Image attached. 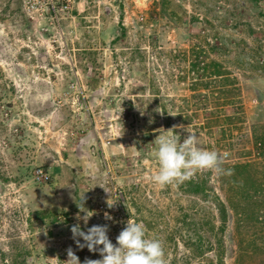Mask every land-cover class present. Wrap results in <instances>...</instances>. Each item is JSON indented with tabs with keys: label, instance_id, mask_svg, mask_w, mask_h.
<instances>
[{
	"label": "rangeland",
	"instance_id": "1",
	"mask_svg": "<svg viewBox=\"0 0 264 264\" xmlns=\"http://www.w3.org/2000/svg\"><path fill=\"white\" fill-rule=\"evenodd\" d=\"M168 1L77 0L58 27L0 0V264L101 259L72 239L83 197V230L115 244L132 218L166 264H264V0ZM180 125L232 175L155 184V139Z\"/></svg>",
	"mask_w": 264,
	"mask_h": 264
},
{
	"label": "clouds",
	"instance_id": "2",
	"mask_svg": "<svg viewBox=\"0 0 264 264\" xmlns=\"http://www.w3.org/2000/svg\"><path fill=\"white\" fill-rule=\"evenodd\" d=\"M177 127L162 132L155 139L158 148L156 157L159 162V171L152 177V181L161 186L182 183L190 179L196 171L209 170L221 176L232 175V170L224 167L227 154L217 151H209L199 147V138L196 134H188L181 141L180 135L176 134ZM109 200V199H108ZM109 208L115 204L107 203ZM83 216L77 215L78 223L71 226L72 239L80 250L87 248L89 252H99L101 259H85L84 264H166L163 244L158 239L146 237L145 227L130 218L125 227L120 231L113 244L109 239V227L94 225L81 228L79 221L87 226L88 221L95 213L84 207V197L78 207ZM91 213V215H90ZM106 220L112 217L104 214ZM83 241V243H81ZM67 260L60 264H81L73 249L67 250Z\"/></svg>",
	"mask_w": 264,
	"mask_h": 264
},
{
	"label": "built area",
	"instance_id": "3",
	"mask_svg": "<svg viewBox=\"0 0 264 264\" xmlns=\"http://www.w3.org/2000/svg\"><path fill=\"white\" fill-rule=\"evenodd\" d=\"M76 1L77 0H20V3L22 13L26 16L28 21L36 22L40 19H45L60 27V21L71 14ZM36 179L38 182L44 179V174L41 170L37 171Z\"/></svg>",
	"mask_w": 264,
	"mask_h": 264
},
{
	"label": "trees",
	"instance_id": "4",
	"mask_svg": "<svg viewBox=\"0 0 264 264\" xmlns=\"http://www.w3.org/2000/svg\"><path fill=\"white\" fill-rule=\"evenodd\" d=\"M166 1H168V0H161L162 9L166 8V6H167ZM120 31H121V33H119V36H117L116 38L113 39L112 44H116L123 37V35L126 32V29L121 24H120ZM198 65H197V62H195L193 64V66H192V69L193 70L197 69L198 68ZM207 69H209L210 72L212 71V73H210V74H212L213 76H215V78L216 77L220 78V76L224 75L223 72L221 71L222 70V67L218 63H215L214 62V63L211 64V66L204 67L201 71L207 72ZM197 72H199L198 69H197ZM202 76H204L203 73H202ZM226 78H228V77H226ZM226 78L224 79L225 80V83L222 81L223 82L222 84H223V86H227L229 84L228 85V87H229L231 85V83L229 82L230 80H228ZM229 94H231V93H229ZM228 118H229V120H231V119H233V120H236V119L239 120V119H241L240 115L238 117H235V118H230V117H228ZM228 122H230V121H228ZM42 182H47V181H43L42 180V181H39L38 183H42ZM223 212L224 211L222 210V213ZM40 219H41V221L43 223L46 222L45 224H49V225L53 224L56 221V217H55V214L53 212H49L48 215H46V217H41ZM27 255H30V252H28V251H26V249H24L22 251V255L20 256L21 259L19 260L18 263L19 264H26L25 256H27Z\"/></svg>",
	"mask_w": 264,
	"mask_h": 264
},
{
	"label": "water",
	"instance_id": "5",
	"mask_svg": "<svg viewBox=\"0 0 264 264\" xmlns=\"http://www.w3.org/2000/svg\"><path fill=\"white\" fill-rule=\"evenodd\" d=\"M145 2V1H144Z\"/></svg>",
	"mask_w": 264,
	"mask_h": 264
}]
</instances>
